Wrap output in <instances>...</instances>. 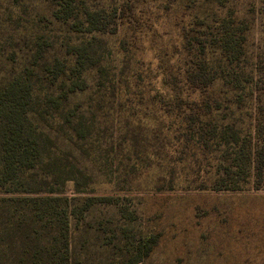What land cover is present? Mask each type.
Returning <instances> with one entry per match:
<instances>
[{
  "label": "rangeland",
  "instance_id": "rangeland-1",
  "mask_svg": "<svg viewBox=\"0 0 264 264\" xmlns=\"http://www.w3.org/2000/svg\"><path fill=\"white\" fill-rule=\"evenodd\" d=\"M18 79L23 176L76 208L74 264L151 234L138 264H264V0H0V93Z\"/></svg>",
  "mask_w": 264,
  "mask_h": 264
},
{
  "label": "trees",
  "instance_id": "trees-1",
  "mask_svg": "<svg viewBox=\"0 0 264 264\" xmlns=\"http://www.w3.org/2000/svg\"><path fill=\"white\" fill-rule=\"evenodd\" d=\"M31 92V85L18 79L0 93V264H74L71 220L76 208L68 196L54 190L44 193L37 188V180L23 176V171L34 168L44 154L28 117ZM259 131L264 140V126ZM250 154V167L255 161L253 167L262 176L264 144L255 157ZM242 165L239 158L234 159L225 176ZM67 173L57 172L62 185L71 179L63 177ZM157 243L154 234L141 240L136 256L126 264L140 263Z\"/></svg>",
  "mask_w": 264,
  "mask_h": 264
}]
</instances>
